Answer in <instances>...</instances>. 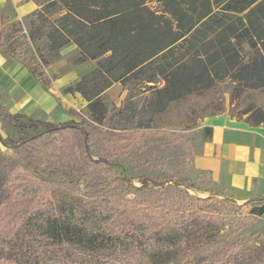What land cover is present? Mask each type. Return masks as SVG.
<instances>
[{
	"label": "trees",
	"instance_id": "trees-1",
	"mask_svg": "<svg viewBox=\"0 0 264 264\" xmlns=\"http://www.w3.org/2000/svg\"><path fill=\"white\" fill-rule=\"evenodd\" d=\"M158 1L164 7L161 14L152 10L147 0H48L29 16L33 27L48 35L47 48L39 49L43 58L75 44L84 59L100 61L72 89L87 100L91 120L32 119L31 123L47 129L50 139L42 144L37 136L11 141L14 157L0 154V264H58L56 256L61 249L81 259L91 253L94 264H151L153 252L170 250L175 243L195 236L193 226L201 215H187L185 209L187 217L182 218L178 208L168 205L174 206L177 198L186 204L211 198L176 188L165 191L163 184L171 178L141 179L143 185L154 189L149 198L162 200L160 206L147 204L138 210L112 207L104 215L85 200L59 198L58 205L53 203L47 209L39 202L42 188H48L54 177L72 181L73 173L85 176L89 199L117 200L116 192L124 190L129 179L109 178L115 159L132 149L143 135L171 136L173 142H182L167 128L128 124L130 114L151 118L184 97L222 84L232 87L234 97L251 90L264 91V0ZM53 14H57L54 19L50 18ZM6 27L0 48L15 58V53L5 48L9 37L4 33ZM30 72L47 87L46 80ZM114 82L123 83L129 93L126 108L113 114L106 127L108 110L101 95ZM244 114H248L251 125L264 124L260 107L252 106ZM209 131L206 128V135ZM210 182L215 183L211 178ZM254 199L263 204L246 218L264 214V196ZM218 200L226 205L232 199ZM34 222L40 223L38 232L51 242L42 252L25 232ZM124 231L139 245L118 248L85 243L101 234L112 237ZM241 255L234 242L199 253L197 264H231ZM186 256L193 262V253Z\"/></svg>",
	"mask_w": 264,
	"mask_h": 264
},
{
	"label": "rangeland",
	"instance_id": "rangeland-1",
	"mask_svg": "<svg viewBox=\"0 0 264 264\" xmlns=\"http://www.w3.org/2000/svg\"><path fill=\"white\" fill-rule=\"evenodd\" d=\"M48 0H42L47 2ZM147 5L157 13L164 11L163 4L158 0H147ZM9 9V13H10ZM7 13V12H6ZM57 14L50 15L53 18ZM6 27L5 34L8 37L5 48L9 47L15 53V59L23 62L29 70L35 71L47 82L48 87L58 88L60 93L66 97V113L61 119L64 122L68 119L91 120V112L88 102L81 92L73 91L76 84L98 67L100 59H84L80 49L75 44L65 45L64 48L53 50L44 58L39 54V49H46L49 43L48 35L38 27H33L29 17L23 21H12ZM2 51V50H1ZM4 56H8L4 54ZM232 87L228 84L217 85L206 90L195 92L180 101L172 103L165 112L155 113L151 118L137 115L140 105L136 108V115H128L126 121L132 126H148L152 129L167 128L174 132L181 143L172 141V137H157L150 135L141 136L137 144L118 157L114 161L113 174L109 177L128 178L129 183L124 190L116 192L117 200L100 199L98 201L89 199L86 196V178L78 173H73L72 181L64 176L54 177L51 184L43 187L40 193V205L47 207L55 203L58 205L59 198L67 200H85L90 206L100 208L103 214L113 208H124L126 206L138 210L147 204L162 205V200H152L149 195L154 190L151 186L142 184L143 177H161L163 181L171 178V181L164 182L165 191L176 188L177 190H187L194 196L202 198L210 197L207 202L182 203L177 198V203L169 207H176L180 216L186 218L190 214H200L196 226H193L195 236L184 243H175L170 250H157L151 254V264H197V256L202 252H213L221 247L236 242L237 247L242 251L240 257L231 264H264V214L256 218L252 217L258 211L263 202L254 199L257 195L245 200H230L231 203L222 204L218 198L224 199L222 186L218 183L210 182L209 173L195 170L193 165V154L201 149L199 141L203 132V121L205 117L226 113L235 120H241L248 125V114L246 110L252 106L260 107L264 110V91L251 90L240 97L231 95ZM129 91L121 82H114L101 95L103 102L107 106L106 120L104 126H109L112 115L125 106L126 97ZM136 101L137 98H133ZM221 109V110H220ZM14 114L8 111L2 101H0V154L13 156L11 141L28 139L32 136L39 137L42 143L50 139L49 132L40 123L33 124L30 120H39L30 116L15 118ZM191 147V153L187 147ZM14 159V158H13ZM15 160V159H14ZM18 168L23 170L21 164ZM218 197V198H215ZM179 199V200H178ZM254 199V200H251ZM179 202V203H178ZM84 202L81 203L83 206ZM233 206H240L235 209ZM186 209V213H185ZM53 215V213H52ZM40 223L31 224L25 230L31 238V242L38 247L40 252L48 248L49 242L38 228ZM48 228V227H47ZM128 232L99 235L97 239L90 242L85 241L89 246L105 245L118 248L129 245H139L132 243ZM187 253L195 256L193 262L187 261ZM81 259L75 257L67 250L61 249L56 256L58 264H94L91 257ZM88 260H92L88 261ZM4 264H16L4 262ZM49 264V262H44ZM107 264V263H103ZM115 264H128V261H120ZM211 264V262L199 263Z\"/></svg>",
	"mask_w": 264,
	"mask_h": 264
},
{
	"label": "crops",
	"instance_id": "crops-1",
	"mask_svg": "<svg viewBox=\"0 0 264 264\" xmlns=\"http://www.w3.org/2000/svg\"><path fill=\"white\" fill-rule=\"evenodd\" d=\"M43 3L46 2L0 0V46L6 25L23 21ZM1 50L0 101L7 110L61 122L66 113V97L58 88L43 86L23 62L4 56ZM202 126L201 149L193 154L195 170L209 173L222 186L224 197L241 201L254 195L264 196V124L248 125L223 113L205 117ZM206 128H210L207 135Z\"/></svg>",
	"mask_w": 264,
	"mask_h": 264
}]
</instances>
